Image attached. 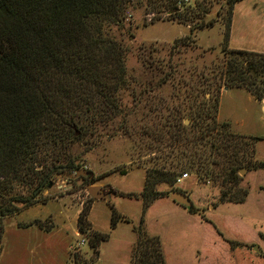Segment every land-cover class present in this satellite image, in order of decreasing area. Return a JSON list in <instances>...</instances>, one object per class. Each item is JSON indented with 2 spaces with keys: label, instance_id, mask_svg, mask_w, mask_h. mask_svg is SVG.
<instances>
[{
  "label": "rangeland",
  "instance_id": "374dc122",
  "mask_svg": "<svg viewBox=\"0 0 264 264\" xmlns=\"http://www.w3.org/2000/svg\"><path fill=\"white\" fill-rule=\"evenodd\" d=\"M254 1L259 2L240 0L237 5L240 14ZM176 5L182 9L181 17L188 19L193 27L205 21H213V25L191 29L190 25L170 18L158 0H132L119 24L106 28L107 34L127 50L125 66L129 86L117 93L121 112L114 114V123L125 116L135 127L123 132L99 125L94 133L82 136L77 133L79 137L71 136L63 144L65 147L61 148L79 166L77 170L85 168L94 173L91 183L84 176L74 177L76 170L54 168L52 160L59 146L39 153L38 180L29 188L18 187L16 192L29 195L49 172L55 174L35 189L37 203L27 207L19 204L22 208L19 212L3 218L0 264H132V250L145 235L159 237L165 264H198V251L210 252L214 241L231 249L235 246L229 241L247 242L252 248L253 260L264 261V139L254 145L251 142L248 151L253 146L254 150L250 153V163L239 164L238 183L229 181L226 185L235 189L236 196L246 190L245 200L235 203L219 200L221 182L199 180L189 169H180L182 164L172 167V156L165 162L164 158L171 154L168 141L158 145L138 131L139 127L151 131L166 121L164 118L172 119L174 111L183 106L182 80L195 81L198 74H205L209 82L220 83L226 61L230 57L243 59L237 53L222 52L228 47L223 24L228 16L226 0H177ZM185 37L193 42L180 45V51L172 57L178 66L173 78L164 85H156L162 73L148 68L142 59L150 54L155 64L156 61L163 64L168 59L170 46ZM256 75L254 84L221 87L218 112L221 119H227L231 129L238 123L241 130L248 129L262 136L264 114L254 99L256 92L264 90V73ZM224 89L227 91L222 93ZM263 99L256 100L262 105ZM218 112L217 120L225 122L219 119ZM185 119L183 124L188 125ZM155 161L160 162L154 164ZM64 164L61 160L55 167ZM154 166L183 170L180 175L186 173L187 177L173 187L158 185L156 189L165 191L166 195L152 200L143 215L146 200L141 192L146 172ZM91 185L108 187L110 201L92 199L87 192ZM173 190L183 191L190 197L192 212L169 199L168 194ZM113 211L120 216L114 227ZM81 212L84 213L82 222L78 221ZM78 224L85 229L83 234L79 233ZM35 226L42 232L34 233ZM94 232L107 235L95 248L91 246Z\"/></svg>",
  "mask_w": 264,
  "mask_h": 264
},
{
  "label": "trees",
  "instance_id": "16d2710c",
  "mask_svg": "<svg viewBox=\"0 0 264 264\" xmlns=\"http://www.w3.org/2000/svg\"><path fill=\"white\" fill-rule=\"evenodd\" d=\"M239 1L226 0L228 16L226 21L223 20L225 39H228L230 31L233 6ZM131 2L0 0V240L4 230L3 218L19 212L22 209L19 204L27 207L37 203L34 201L36 188L29 195L17 193L16 189L29 188L38 180L40 172L36 164L40 161L42 150L59 146L51 161L54 168L74 171L79 166L61 147L69 137H79L77 131L82 136L94 133V128L99 125H108L111 131L119 129L123 132L135 127V123L125 116L117 124L114 123V114L121 112L117 93L129 86L125 66L127 50L106 32L110 25L119 24ZM158 3L164 6L170 18L190 25L188 19L181 17L182 9L177 7V0H158ZM209 25H213V21L194 27ZM191 42V38L185 37L173 43L163 64L159 61L155 64L150 54L145 55L142 60L148 68L162 73L156 85L170 82L178 67L172 57L180 51V45L188 46ZM227 50L243 59L230 57L226 61V68L220 73V83L216 80L209 82L205 74H198L195 81L182 80L183 106L174 111L172 119L164 118L166 121L151 131L140 127L138 131L144 132L158 145L168 141L171 154L164 161L172 156V167L182 164L180 169H189L199 180L221 182V202L242 203L246 190L241 196H236L235 189L226 185L229 181L238 183V165H248L252 159L250 153L254 146L248 151L249 145L264 138L236 133L229 122L217 120L220 89L223 86L231 88L230 85L239 88L242 83L254 84L258 78L256 73H264V54L227 47L222 52ZM255 97L261 100L264 90L256 92ZM184 118L188 119V125L183 124ZM141 140L145 145V140ZM61 160L65 164L55 167ZM183 170L179 172L161 166L147 170L141 192V197L146 200L143 215L152 200L166 195L165 191L156 187H173ZM93 178L85 177L89 183ZM187 209L192 212L193 205ZM82 212L78 216L80 222L84 215ZM119 217L113 211L112 227ZM84 230L78 224L79 233L83 234ZM91 237V246L95 248L107 235L94 232ZM229 242L233 247L242 245ZM131 262L165 264L159 237H141L132 250Z\"/></svg>",
  "mask_w": 264,
  "mask_h": 264
},
{
  "label": "crops",
  "instance_id": "0c3cea01",
  "mask_svg": "<svg viewBox=\"0 0 264 264\" xmlns=\"http://www.w3.org/2000/svg\"><path fill=\"white\" fill-rule=\"evenodd\" d=\"M238 4L239 2L235 3L233 6L227 48L230 50H244L264 54V0L252 2L241 14L240 10H238ZM226 91L227 89H224L222 93ZM254 100L264 114V99L262 105L259 104L256 99ZM218 117L220 120L227 121V119L220 118L219 112ZM234 124H237L235 129L232 128L234 132L255 135L254 131L248 129L241 130L238 123ZM261 137L264 138V133ZM32 229H35L34 233H39L41 231V229L38 227L36 228V226L32 227ZM76 234H78L77 229ZM215 242L216 241L213 242L215 246L210 248V252L205 253L198 251V264H264V261L253 260L252 248L248 247L247 244L249 243L247 242L239 241L242 245L235 246L233 249L227 244L225 246V244L220 245Z\"/></svg>",
  "mask_w": 264,
  "mask_h": 264
},
{
  "label": "water",
  "instance_id": "95a60500",
  "mask_svg": "<svg viewBox=\"0 0 264 264\" xmlns=\"http://www.w3.org/2000/svg\"><path fill=\"white\" fill-rule=\"evenodd\" d=\"M252 73L255 74V71L252 70ZM184 122L187 123L188 120L185 119ZM73 128L75 129L76 127L74 126ZM77 133H78V131H77ZM79 175L84 176V177H88L89 179H92L94 177V173L90 170H86L85 168L76 170L74 172V177H77ZM69 177H73V174H69ZM50 185L51 184H48V186H50ZM42 186H43V182H41L39 184L37 189L41 188ZM37 189H36V191H37ZM87 192L90 195V197H92L94 200L103 201V202H109L110 201L111 191L109 189L104 188V187L91 185V186L87 187ZM168 197L170 200L184 206L185 208H190L193 205L190 197L185 192L180 191V190H173V191L169 192Z\"/></svg>",
  "mask_w": 264,
  "mask_h": 264
},
{
  "label": "flooded vegetation",
  "instance_id": "af4514ba",
  "mask_svg": "<svg viewBox=\"0 0 264 264\" xmlns=\"http://www.w3.org/2000/svg\"><path fill=\"white\" fill-rule=\"evenodd\" d=\"M54 174H55V172H49V173L43 178V180H42L41 182L45 183V181H46L48 178L53 177ZM47 186H48V185H47ZM104 188L109 189L108 187H105V186H104Z\"/></svg>",
  "mask_w": 264,
  "mask_h": 264
},
{
  "label": "built area",
  "instance_id": "2783aa9c",
  "mask_svg": "<svg viewBox=\"0 0 264 264\" xmlns=\"http://www.w3.org/2000/svg\"><path fill=\"white\" fill-rule=\"evenodd\" d=\"M186 177H187V174H186V173L180 175V176L177 178L176 183L181 182V181H182L183 179H185ZM82 242H83V240H82Z\"/></svg>",
  "mask_w": 264,
  "mask_h": 264
}]
</instances>
